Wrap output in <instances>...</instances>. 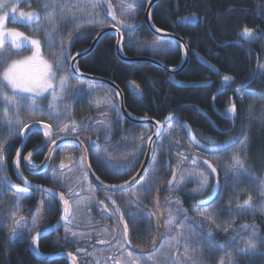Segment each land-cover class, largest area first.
Returning <instances> with one entry per match:
<instances>
[{
  "label": "trees",
  "instance_id": "16d2710c",
  "mask_svg": "<svg viewBox=\"0 0 264 264\" xmlns=\"http://www.w3.org/2000/svg\"><path fill=\"white\" fill-rule=\"evenodd\" d=\"M34 2L38 7L41 3L49 5L48 17L52 20L48 18L42 24V36L44 47H48L46 33H52L53 46L44 51L50 56L59 54L63 46L70 57L88 47L99 30L109 24L104 10L101 14L89 11L87 0ZM97 2L104 7L102 1ZM112 2L117 15L126 21L134 22L142 16L141 0ZM79 16L85 21L92 19L89 16L98 17L95 23L80 25ZM192 16L199 17V22H183ZM150 18L158 29L180 35L189 47V62L176 74L171 76L149 63L124 62L115 52V36L111 33L103 35L94 50L78 61L81 72L115 82L123 90L126 109L133 115L162 120L173 113L145 177L154 182L155 189L151 207L144 201L139 204L136 246L122 252L127 256H86L84 264H192L193 260L196 264H264V0H161ZM256 26V36L246 40L241 34L243 29ZM5 46L4 51L12 52L11 60L17 53ZM121 49L126 56H154L168 67H176L182 60L176 42L154 36L145 26L127 34ZM200 56L218 73L203 65ZM225 75L231 77L228 84L224 83ZM69 77L61 95L66 112L57 120L63 128L78 124L83 117L68 113L72 108L89 110L102 104L116 107V96L110 88L103 86L107 94L97 98L88 88L89 80L71 74ZM172 79L209 84L180 87ZM232 104L236 112L226 118ZM24 109L18 111L23 119L20 125L35 119L25 117ZM9 120L11 125L6 123ZM20 125L6 112L0 98V145L4 146L0 161V264H68L65 259L37 258L30 252L26 237L18 232L13 238L15 230L9 232L21 204L12 193L15 180L11 171V160L20 142ZM245 137L247 143L241 150ZM237 156L247 170L238 181L232 171ZM205 177L206 187L202 186ZM217 185L218 191H214ZM209 198L210 203H199ZM249 199L251 209L238 212V206ZM198 209H208L211 215L201 216ZM170 218H174L173 223H169ZM251 226L260 238L252 251L259 254L242 255L237 249L247 247ZM165 240L169 241L168 249L162 248ZM61 248V242L51 236L38 243L42 254ZM161 252L168 256H157Z\"/></svg>",
  "mask_w": 264,
  "mask_h": 264
},
{
  "label": "flooded vegetation",
  "instance_id": "af4514ba",
  "mask_svg": "<svg viewBox=\"0 0 264 264\" xmlns=\"http://www.w3.org/2000/svg\"><path fill=\"white\" fill-rule=\"evenodd\" d=\"M148 2L149 0H144L142 16L134 22L126 21L122 17H119L112 2L117 18L120 21L123 20L128 23H133L136 26L134 30L122 31L124 37L123 42H125L126 35L130 32H134L142 26L148 29L144 22V14ZM56 3L58 5L59 1ZM42 4L38 7L34 0H18L16 11L18 13V10L22 9L25 13L33 11L39 12L40 21L49 16L48 8H43ZM102 8H104V12L109 17L107 7L104 5ZM110 24L111 20L109 17V24L107 25ZM176 43L181 48L179 43ZM44 46L43 43V50L45 49ZM142 55L154 57L145 54L135 56ZM70 57L67 60L68 65ZM177 67L170 68L175 69ZM170 75L172 76V74ZM89 82L91 83L89 86L95 85L102 90V94L98 93L96 95L97 91L93 89L97 98H103L107 94L106 89L103 87H108L107 85L92 80H89ZM102 105L104 106L89 110L82 108L68 110L70 114H81L83 117L78 124H70L66 129L63 128L60 122L56 123L54 121L52 122L51 119H47V124L50 126L52 135L46 137L44 135V128L33 130L35 134L32 136H30L33 132L31 131L26 137L19 157V171L29 184L43 186L62 193L66 200L69 201V218L60 227L43 236L41 239L46 236L57 239L62 245V248L57 252L72 253L78 264H84V258L86 256H120L122 252L132 251L136 246L135 243L138 240L139 229V204L144 201L146 205L148 203L151 207L152 204L150 202L153 199L152 197L148 201L143 200V198L140 199L138 185L143 180L146 183L150 182L149 185L155 187L154 182L150 181V179H145V177L148 174L150 163L154 157L155 148L159 143H163L162 140L164 139L165 125L155 139L149 164L137 182L117 191H108L98 187L86 172L80 147L71 141L58 143L60 138L72 136L79 139L86 151L88 164L95 176L102 183L112 186L120 185L128 181L135 174L139 168L148 139L155 131V128L151 124L135 123L126 118L118 108L117 96L116 107L111 108L108 104ZM127 112L129 117L135 119L152 118L138 117L128 110ZM74 125L75 132L72 131ZM28 138L29 140H27ZM53 140H55V143L52 142ZM19 144L11 160V171L15 180L12 193L21 204L16 208L17 216L12 219L9 232L14 229L15 234L19 232V235H24L29 243L34 233L44 231L61 220L65 214V207L63 202L52 194L25 186L16 178L12 163ZM38 144L42 145L35 149ZM29 153H31L30 157ZM133 161H136V163L132 164ZM125 165L131 166L125 167ZM25 188H27L28 193L26 197L19 191ZM153 193L154 191H152V196ZM112 201H115V204ZM21 217L23 218L22 220H20ZM34 219L36 221L35 224L33 223ZM14 220H19L22 227H20L21 224L18 226V223H14ZM26 232H28V235ZM66 261L68 262V260Z\"/></svg>",
  "mask_w": 264,
  "mask_h": 264
},
{
  "label": "snow or ice",
  "instance_id": "6c2138e0",
  "mask_svg": "<svg viewBox=\"0 0 264 264\" xmlns=\"http://www.w3.org/2000/svg\"><path fill=\"white\" fill-rule=\"evenodd\" d=\"M144 0H141V3H143ZM5 7H7V5L3 2V0H0V9H4ZM43 8H48L49 5L48 3H43L42 4ZM15 7L12 8L11 13L9 12H4L3 15H0V68H2L3 70L0 71V98L3 99V102L5 105L7 106H14L15 105V101L11 100L5 93V89H11L12 90V95L17 97L19 100L23 101L28 99L27 96H24V93H31L33 91H36L37 89H39L40 91H46L48 89H51L53 92H55V88H53L52 83L50 82L51 79H55L56 78V72L58 70H62L64 65L61 64V60H66L68 58L69 53L67 52L66 49L63 48V46L60 49L59 54H55L53 61L51 63H49V61L44 60L41 55H40V45L41 42L38 39H32L30 37H27L24 35V33L16 31L15 29H9L6 27L5 25V20L8 19L9 17L11 18L12 22H18V23H22L25 25L28 24H32V23H38L39 21V12L33 11V12H28V13H24L21 12L19 17L15 16ZM52 18L49 17V21L51 22ZM96 21L94 20H90L88 21V23H95ZM184 23H197L199 22V17L196 16H192V17H186L185 20L183 21ZM121 23L123 24V26L126 29H133L135 27V24L133 23H128L126 21H121ZM33 31H43V26L34 28ZM53 31H55V28H53ZM244 37H253V30L250 28L245 27L241 33ZM48 39L46 41V43L48 44V47L51 48L53 46V40H52V33H46ZM5 43H8L12 46V50L18 52L19 50H21L22 48L25 47H31L34 49L33 54L31 57L26 58L25 60H11L9 62V58L12 55V52H6L3 49V45ZM31 62H39L43 68H44V73L41 75V77L36 80V79H27L21 76L19 69L21 67L22 64H26V63H31ZM205 63L207 64V61H205ZM53 65H55V70L53 68ZM209 67H212L211 65H208ZM213 70L215 71V69L213 68ZM67 78H61L60 81V88L61 91L64 90V85H65V81ZM224 83L228 84L231 81V77H229L228 75H225L223 77ZM91 89V86H89ZM239 91V90H237ZM142 95V94H140ZM31 107H35V105H32ZM50 114H57L59 115V113H54L53 108L50 106ZM236 112V108L235 105L232 104L229 109L227 110V112L225 113V117L228 118V114L231 113L235 114ZM18 112H17V117H18ZM171 118V117H169ZM6 123H8L9 125H11V121H6ZM22 122L17 119L16 120V125L19 126ZM25 127H27V125H24ZM35 127V125H34ZM31 130V129H30ZM73 132H75V125L73 126L72 129ZM44 135L46 137H50L52 135L51 131H50V126L45 124L44 125ZM151 138H149L150 140ZM53 143H55V140L52 141ZM197 143H199L197 141ZM247 143V137H245V141L242 142L241 144V150L244 149L245 144ZM3 152H4V146L0 145V161L3 160ZM19 151L17 152V166L19 164ZM31 156V153H29V157ZM27 159V158H26ZM235 164L233 166L232 171L234 173H236V179L237 181L239 180L240 177H243L244 175H247V170L244 166V163L239 159V157H235ZM136 163V161H133L132 164ZM193 163H195V161H193ZM62 166H63V162H62ZM131 165H125V167H129ZM212 171L215 172V168H212ZM175 175V174H174ZM128 183V182H125ZM172 182L170 181L169 184H171ZM25 184H27V181L25 179ZM140 186L144 188L145 191L148 190L149 187V183H146L145 181L141 180L139 182ZM208 185V180L205 177L202 181V186H207ZM10 186V185H9ZM30 186V185H29ZM110 187H118L116 185H112ZM219 185H217V188L214 189V191H218ZM23 193V195L26 197L28 195L27 193V188L19 190ZM51 191V190H49ZM61 199H63V194L61 193ZM212 198H209L208 201H201L199 202L201 205L205 204V203H210ZM113 204H115V201H112ZM64 204H65V208H64V216H62V219L67 220L68 217V213H69V201L68 200H64ZM252 207V203H251V199H249L248 201H245V203L243 205L238 206V212H244L246 210L251 209ZM199 211V214L201 216H205V215H211L209 213L208 209H204L203 211ZM23 218L21 217L20 220H22ZM35 219L33 220V223L35 224ZM174 222V218H170L169 223H173ZM14 223H19V220H14ZM245 228H248L250 226L245 225L243 226ZM253 227V231L251 232L250 237L248 238V240L246 241L247 247L245 249H237L238 251H240V253L242 255H249V254H259V253H255L252 250L255 248V242L260 239L257 237V233L256 230ZM30 231V230H29ZM225 232L228 231L227 228L224 229ZM39 236V233L37 234V236H33L32 237V241L35 244V242L37 241V237ZM209 237H211V233H209ZM13 238H15V233H13ZM209 247H215V245L209 244ZM223 247V246H220ZM69 256H72V253H68ZM131 255V254H129ZM73 259H75L73 257ZM192 264H196L195 260L192 261ZM223 264V262H222ZM232 264H236L235 261H232Z\"/></svg>",
  "mask_w": 264,
  "mask_h": 264
},
{
  "label": "water",
  "instance_id": "95a60500",
  "mask_svg": "<svg viewBox=\"0 0 264 264\" xmlns=\"http://www.w3.org/2000/svg\"><path fill=\"white\" fill-rule=\"evenodd\" d=\"M104 2V4L106 5L107 9H108V14L111 20V24L102 28L92 39V41L90 42L89 46L77 51L75 53H73L69 59V65H68V70L69 72L73 75L76 76L78 78H83V79H88V80H92V81H97V82H101L105 85H107L109 88H111L114 93L117 96V100H118V108L121 111V113L126 116V118H128L130 121L135 122V123H147V124H151L154 128L155 131L150 135L149 138H151L150 140L148 139L145 151L143 153L142 159L140 161V165L139 168L137 169V171L135 172V174L126 182L128 183H122L120 185H116L118 187H110V185L104 184L102 183L93 173V171L91 170L89 164H88V159H87V154L86 151L84 149V147L82 146L81 142L79 141V139L72 137V136H65L60 138V140H58L59 142H63V141H71L76 143L80 149L82 150V155L84 158V165H85V169L86 172L88 174V176L90 177V179L93 181V183L95 185H97L100 188H103L105 190L108 191H117V190H121L124 188H127L129 186H131L132 184H134L135 182H137L140 177L143 175L145 169L147 168L149 161L152 157V153H153V145L155 142L156 137L160 134L161 130L163 129L164 125L166 124V122H168L170 120L169 117L173 116V113L168 114L165 118H163L162 121H158L156 119L153 118H141V119H135V118H131L129 117V114H127V110L125 108L124 105V99H123V93L121 88L112 80L104 78V77H100V76H93L87 73H83L79 70L78 68V61L85 57L86 55H88L90 52H92L94 50V48L96 47L97 43L99 42V40L101 39V37L105 34L108 33H112L115 35L116 40H115V52L118 55V57L123 60L126 63H136V62H142V63H149L151 65H154L156 67H159L163 70H165L167 73L169 74H176L178 71L182 70L183 68L186 67V65L189 62V48L187 46V44L185 43V41L183 40L182 37L173 34L171 32H165V31H160L157 28H155V26L153 25V23L151 22L150 19V12L152 7L160 0H149L146 10H145V14H144V22L147 25L148 29L150 30V32L158 37H162V38H170L176 42L179 43V45L182 48V60L181 63L179 64V66L175 69L168 67L166 64H164L163 62H161L160 60L154 58V57H149V56H126L121 52L120 46L124 40L123 37V33L122 31H129V29H126L123 24L121 23V21L117 18L116 13H115V9L114 6L112 4L111 0H102ZM136 29V26L131 29L134 30ZM256 29L257 26L255 28H252L253 30V37H246V40H251L256 36ZM200 62L205 65L206 67H208L211 71H213L214 73H218L217 68L211 64L208 60H206L203 56L199 57ZM205 61H207V64L205 63ZM208 65H211L212 67H209ZM213 68L215 69V71L213 70ZM171 82L177 86L180 87H199V86H206L209 84L208 81H201V82H182V81H178V80H171ZM47 124L45 122H41V121H32L27 125V127H23L21 132H20V144H19V148L17 150V152L19 151V153H21L22 147L25 143L26 137L27 135L35 130V129H41L44 128V125ZM35 125V127H34ZM48 125V124H47ZM31 129V130H30ZM45 141V140H44ZM42 144H38L35 149L39 148ZM17 152L15 154V157L13 159V163H12V168H13V172L16 176V178L25 186L31 187L33 189H39V190H43L46 193H50L53 196H55L57 199L61 200L63 202V205L65 207L64 204V200H66V198L63 196V199H61V193L54 191L52 189L43 187V186H38V185H31L27 182V184H25V179L22 177L20 171H19V165L17 166ZM20 157V155H19ZM30 185V186H29ZM51 190V191H49ZM69 212H70V207H69ZM69 216V213H68ZM65 219H61L59 220L57 223H55L52 227H49L48 229L41 231V232H36L32 235L33 236H37V234L39 233V236L37 237V241L35 242V244L32 241V237L29 240L28 243V248L30 250V252L35 255L37 258H41V259H45V260H52V259H65L68 260L71 264H78L76 258L74 255L69 256L68 253L69 252H57L54 254H50V255H44L42 253H40L38 251V242L39 240L53 232L54 230H56L58 227H60L63 223H64ZM73 257L75 259H73Z\"/></svg>",
  "mask_w": 264,
  "mask_h": 264
},
{
  "label": "rangeland",
  "instance_id": "374dc122",
  "mask_svg": "<svg viewBox=\"0 0 264 264\" xmlns=\"http://www.w3.org/2000/svg\"><path fill=\"white\" fill-rule=\"evenodd\" d=\"M17 1L18 0H3V2L7 5V7H5L4 9H0V15H3L4 12L11 13L13 7H15V9H17ZM87 5H88L89 11L93 10V12H95V13L96 12L99 14L102 13L103 8L101 5L98 4L97 0H87ZM21 12H23L22 9L18 10V13H17V11H15L14 14H15V16L19 17ZM97 17L98 16H89L88 18H92L91 20L96 21ZM44 18H45V16H44ZM48 18L49 17H47L46 19L40 20V21H38V23H32L30 25L28 24V26L25 24H22V23L12 22L11 18H8L5 20V25L9 29H15L16 31L24 33V35L27 37L40 40V42H41L40 55L44 60H47V61H49V63H51L53 61L54 55L50 56L47 52L45 54L44 51L48 47H44L45 49L43 50V47H42V45L44 43V36H42L43 32L42 31H33L34 28L42 26V24L44 22H46L48 20ZM84 19H85V17H83V20H82L81 16H79L77 18L80 25L88 24V21H85ZM46 38H48V37L46 36ZM5 45H9L12 48V46L8 43H5L3 45V47H7ZM33 51H34V49L31 47L22 48L18 52L15 51V53H17V54L16 55L13 54V56H12L13 58L11 60H25L26 58L32 56ZM19 52H24V53L18 55ZM11 60H9V62ZM63 61L64 60H61V64L64 65L63 69L58 70L56 72V78L50 80V82L53 85V88H55V92H53L51 89H48L46 91H40L39 89H37L36 91H33L31 93H24L23 95L27 96L28 99L21 101L17 97L12 95L11 89H5L6 95L11 100L15 101L14 106L5 105L6 112L7 113L10 112L13 115V117L15 118V122L17 119L23 120L21 118L22 114L18 115V117H17V112L19 110H21V108H25L24 109L25 117L30 116V117H33L35 119H38L41 122H45V123H48L47 119H51L52 122L53 121L56 123L59 122L57 120L59 118V115L61 116L64 114V107L63 106L65 105V102L61 100L62 91L60 88V81H61V78H67L65 81V85L68 84L70 81L69 71H68V69H66L67 66L64 64ZM53 68L55 70V65H53ZM19 72H20L21 76L24 78L38 80L41 77V75L44 73V68L39 62H31V63L22 64L20 69H19ZM65 85H64V87H65ZM91 88L97 91L96 95L98 93L102 94V90L97 88V86L91 85ZM102 96H104V95H102ZM32 105H35V107L34 108L31 107ZM50 106L53 108L54 113H59V115L50 114V111H49ZM35 119H33V120H35ZM23 125L24 124L20 125L21 126L20 129L23 128ZM138 188H139V193H140V199L143 198V200L145 199L146 201H148V199H150L152 197V191H154V189H155L154 186L149 185L148 190L145 191L144 188L140 186V184L138 185ZM20 224L21 223H18L17 225L19 226ZM20 227H22V224L20 225ZM26 234L28 235V232H26ZM22 236H24V235H22ZM162 244H163L162 248H165V249H168L170 246L168 240L163 241ZM164 253H166V252H161V253L157 254V256H168ZM120 256H127V255H123V253H121ZM118 260H120V259H118Z\"/></svg>",
  "mask_w": 264,
  "mask_h": 264
},
{
  "label": "bare ground",
  "instance_id": "6f19581e",
  "mask_svg": "<svg viewBox=\"0 0 264 264\" xmlns=\"http://www.w3.org/2000/svg\"><path fill=\"white\" fill-rule=\"evenodd\" d=\"M155 28H157V27H155ZM158 29V28H157ZM159 30V29H158ZM161 31V30H160ZM105 184V183H104ZM107 185H109V184H107ZM54 253H57V252H54ZM54 253H51V254H54ZM44 255H50V254H44Z\"/></svg>",
  "mask_w": 264,
  "mask_h": 264
}]
</instances>
